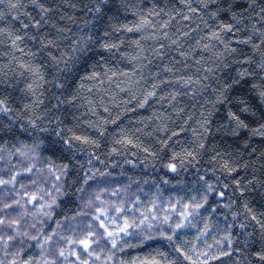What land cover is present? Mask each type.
<instances>
[{"label":"trees","instance_id":"1","mask_svg":"<svg viewBox=\"0 0 264 264\" xmlns=\"http://www.w3.org/2000/svg\"><path fill=\"white\" fill-rule=\"evenodd\" d=\"M261 9L0 0V262L261 264Z\"/></svg>","mask_w":264,"mask_h":264},{"label":"snow or ice","instance_id":"2","mask_svg":"<svg viewBox=\"0 0 264 264\" xmlns=\"http://www.w3.org/2000/svg\"><path fill=\"white\" fill-rule=\"evenodd\" d=\"M13 7H15V5H13ZM41 7H43V6L41 5ZM261 11H264V9H261ZM25 27H27V25H25ZM226 27H228V26L226 25ZM17 39H20V37H17ZM104 47H108V45H104ZM259 67L261 69H264V64L259 65ZM246 74H249L250 75V73H246ZM261 95L264 96V92H261ZM3 103H4L3 101H0V104H3ZM0 111H5L6 112V111H8V109L7 108H0ZM236 121H237V125L238 126L247 127V125H243V122L240 121L238 117H236ZM259 134L260 135H264V125H261V129H260ZM76 139H86V138H84V137H76ZM17 151H19V150H17ZM22 155H23V153H22ZM169 167H171L173 170L176 169V165L175 164H171V165H169ZM24 171L31 172L32 169L29 167V168H25ZM228 171H235V169L229 168ZM13 179H14V177H13ZM11 182H12V180H9V181L0 180V184H6V183H11ZM237 183H239V182H237ZM224 187H228V185L225 184ZM208 190L209 191L212 190L211 185L208 186ZM220 195L223 196L224 193L221 192ZM53 202H55V201H53ZM196 207H200V205H196ZM97 219H99V217H97ZM253 219H255V216H253ZM3 222L4 221L0 220V223H3ZM12 223L13 224H17L18 221H13ZM101 226H104L103 225V221H101ZM240 226H241V228L244 227L243 224L240 225ZM261 226L264 227V225H261ZM176 227L179 228V227H181V225H177ZM121 231H125V229H121ZM24 235H26V233ZM93 235H95V233H88V236H93ZM105 235H107V236H109L111 238L112 233L105 232ZM8 239L9 240H13V239H15V237H8ZM33 239H35V237H33ZM93 242L94 241L85 238V239H81L79 241V244L82 245L84 249H88L90 247V244H92ZM113 243H115V241H113ZM73 254L75 255V253H73ZM60 255H64L63 251H61ZM223 255H228V253H223ZM252 255L254 257L259 258V260L261 261V264H264V247H262L260 250L256 251ZM77 258H79V257H77ZM0 264H2V262H0ZM13 264H14V262H13ZM23 264H30V261L25 260V261H23ZM84 264H88V262L87 261H84Z\"/></svg>","mask_w":264,"mask_h":264},{"label":"rangeland","instance_id":"3","mask_svg":"<svg viewBox=\"0 0 264 264\" xmlns=\"http://www.w3.org/2000/svg\"><path fill=\"white\" fill-rule=\"evenodd\" d=\"M150 192H151V194H150V195L148 194V195L146 196V197H148V199H147V201H148L147 204H149L150 202H153V203H155L156 205H158L157 202H156V198H154V197L152 198V191H150ZM156 194H157V191L154 192V195H153V196H155ZM151 198H152V201H151ZM150 204H151V203H150ZM157 207H158V206H157ZM155 208H156V207H153V208H150V209H153V210H154Z\"/></svg>","mask_w":264,"mask_h":264}]
</instances>
